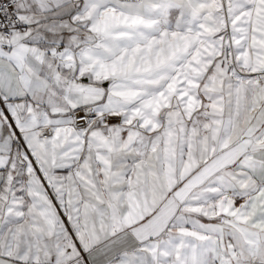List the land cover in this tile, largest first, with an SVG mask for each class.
I'll return each instance as SVG.
<instances>
[{
    "label": "snow or ice",
    "instance_id": "snow-or-ice-1",
    "mask_svg": "<svg viewBox=\"0 0 264 264\" xmlns=\"http://www.w3.org/2000/svg\"><path fill=\"white\" fill-rule=\"evenodd\" d=\"M0 264H264V0H0Z\"/></svg>",
    "mask_w": 264,
    "mask_h": 264
}]
</instances>
